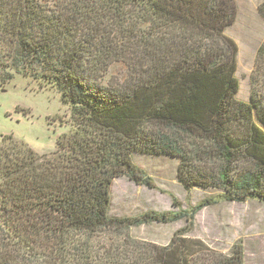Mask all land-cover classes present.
Segmentation results:
<instances>
[{"label": "trees", "instance_id": "trees-1", "mask_svg": "<svg viewBox=\"0 0 264 264\" xmlns=\"http://www.w3.org/2000/svg\"><path fill=\"white\" fill-rule=\"evenodd\" d=\"M43 1L0 0V67L55 88L71 106L70 132L50 156L9 138L0 147V264H244L242 245L227 255L189 236L218 199L264 203V41L250 102L240 101L228 35L237 1ZM258 12L264 20V2ZM120 62L126 78L106 84ZM134 154L177 159L187 190L223 194L112 217L116 179L156 189ZM182 220L165 247L131 235Z\"/></svg>", "mask_w": 264, "mask_h": 264}, {"label": "rangeland", "instance_id": "rangeland-1", "mask_svg": "<svg viewBox=\"0 0 264 264\" xmlns=\"http://www.w3.org/2000/svg\"><path fill=\"white\" fill-rule=\"evenodd\" d=\"M236 1L238 17L228 35L239 46L236 77L240 90L237 99L250 102L251 76L258 48L264 41V20L258 12L264 0ZM1 54L0 61L5 51ZM8 71L0 67V147H8L4 145L9 138L41 155L50 156L56 150L59 137L70 132L71 106L52 86H46L31 75ZM127 71L126 64L116 63L104 81L106 84L112 79L123 81ZM5 72L13 78L4 82ZM133 158L154 179L156 189L140 186L126 177L116 179L111 189L112 217H138L148 211L177 212L179 209L173 205L174 198L180 202L182 210H190L204 200L218 199L223 194L217 189L187 190L177 179V159L143 154H134ZM186 226L185 220L170 224L153 223L133 228L131 235L165 247ZM189 236L201 240L217 253L227 255L232 253L235 245H242L244 264H264V203L218 199L217 203L196 215L194 230Z\"/></svg>", "mask_w": 264, "mask_h": 264}, {"label": "bare ground", "instance_id": "bare-ground-1", "mask_svg": "<svg viewBox=\"0 0 264 264\" xmlns=\"http://www.w3.org/2000/svg\"><path fill=\"white\" fill-rule=\"evenodd\" d=\"M247 26H250V25H247ZM243 89V85H241V90Z\"/></svg>", "mask_w": 264, "mask_h": 264}]
</instances>
